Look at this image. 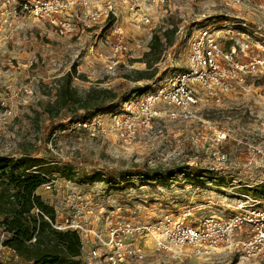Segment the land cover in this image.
Listing matches in <instances>:
<instances>
[{"label": "rangeland", "instance_id": "rangeland-1", "mask_svg": "<svg viewBox=\"0 0 264 264\" xmlns=\"http://www.w3.org/2000/svg\"><path fill=\"white\" fill-rule=\"evenodd\" d=\"M170 11L156 29L131 22L123 12L129 50L111 69L96 54L110 45L99 40L93 49V33L64 35L48 22L0 12V156L27 152L57 164L54 167H72L75 181L56 173L50 187L37 191L54 206L57 221L73 219L109 243L112 229L118 228L116 240L123 246L117 247L105 248L93 235L81 233L79 264H113L107 255L118 247L126 252L119 264H264V255L248 259L237 251L203 257L190 249L168 252L157 247L151 233L123 230L127 223L153 224L162 216L188 223L210 215L230 217L239 206L251 208L246 195L255 197L253 189L264 182V77H249L246 91L237 90L221 103L205 100L194 117L157 118L152 129L140 128L133 135L115 124L113 116L124 113L127 99L139 100L162 79L186 69L184 35L197 21L195 12L205 11L217 24L240 20L237 10L222 0H172ZM171 26L178 29L176 40L155 64L156 76L125 78L144 69L138 60L149 50L153 34ZM73 65L85 76L73 81L79 91L98 84L119 94L106 108L93 111L90 130L75 125L83 112L52 120L44 111V104L55 98L52 82ZM97 172L105 181L89 182L87 176ZM250 234L252 228L235 239ZM12 260L9 252L0 250V264H14Z\"/></svg>", "mask_w": 264, "mask_h": 264}, {"label": "built area", "instance_id": "built-area-1", "mask_svg": "<svg viewBox=\"0 0 264 264\" xmlns=\"http://www.w3.org/2000/svg\"><path fill=\"white\" fill-rule=\"evenodd\" d=\"M222 2L235 8L236 18L240 20L217 24L205 11L195 12L197 21L184 35L188 36L186 69L162 79L155 89L143 94L139 100L125 101L124 113L115 112L113 116L116 125L126 126L133 135L140 128L152 129L157 118L194 117L205 100L221 103L237 90L246 91L249 77H264V0ZM2 5L1 14L26 15L48 22L64 35L89 31L96 39L93 49L99 40H105L110 48L106 52L99 48L96 54L111 69L129 50L121 24L123 12L131 22L156 29V24L163 22L171 12L172 0H3ZM92 123L88 119L77 121L75 125L90 130ZM220 135V139H225L224 134ZM52 181L42 187H50ZM246 197L252 200L251 208L239 206L237 212L227 218L210 215L188 223L185 218L162 216L153 224L127 223L123 230L131 234L151 233L157 247L168 252L182 253V250L190 249L192 254L203 257L229 250L239 252L242 258L261 256L264 255V198ZM35 211L40 212L39 209ZM52 225L58 230H76L80 236L81 233L93 235L105 248L123 246L122 241L116 240L117 227L112 229L109 243L97 230L74 224L70 218L62 222L56 218ZM249 228L253 234L245 239H235L236 234H247ZM1 236L0 250L4 249L12 256L13 251L3 245L5 235ZM135 250L141 255L139 247ZM125 254L118 247L107 257L113 264H119ZM94 255H97L95 250Z\"/></svg>", "mask_w": 264, "mask_h": 264}, {"label": "trees", "instance_id": "trees-1", "mask_svg": "<svg viewBox=\"0 0 264 264\" xmlns=\"http://www.w3.org/2000/svg\"><path fill=\"white\" fill-rule=\"evenodd\" d=\"M177 30L176 26L157 30L150 40L149 50L138 60L145 64L144 69L126 74L125 78L134 81L153 79L157 73L155 64L165 49L175 43ZM76 77L85 78L73 65L71 70L52 82L55 98L44 104V111L50 119L83 112L81 120H88L93 111L106 108L118 98L116 90L98 84L81 92L73 84ZM53 165L57 164L27 152L18 156H0V234L5 235L3 245L13 251L14 264L80 262L84 249L80 234L76 230L55 229L52 222L57 218L56 210L37 193L43 185L55 179L56 173L68 181H75L72 167L61 169ZM87 180L105 181L99 172L87 176ZM253 191L255 197L264 198V182Z\"/></svg>", "mask_w": 264, "mask_h": 264}]
</instances>
